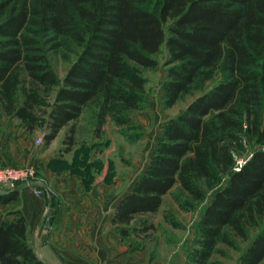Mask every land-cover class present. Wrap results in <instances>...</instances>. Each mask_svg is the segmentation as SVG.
Wrapping results in <instances>:
<instances>
[{
	"label": "trees",
	"instance_id": "trees-1",
	"mask_svg": "<svg viewBox=\"0 0 264 264\" xmlns=\"http://www.w3.org/2000/svg\"><path fill=\"white\" fill-rule=\"evenodd\" d=\"M168 55L165 108L196 95L162 125L144 171L116 205L121 237L146 235L171 190L192 201L210 193L189 259L207 264L218 245L248 241L237 264L264 260V0H0V118L41 134L45 148L66 128L75 145L84 111L95 133L128 127L144 102L138 68ZM69 63L62 78L51 57ZM71 57L73 60L71 61ZM254 148L235 165L236 154ZM224 179L222 186L216 187ZM18 191L0 195V204ZM0 221V264H45L20 211ZM250 232H255L251 237Z\"/></svg>",
	"mask_w": 264,
	"mask_h": 264
},
{
	"label": "rangeland",
	"instance_id": "rangeland-1",
	"mask_svg": "<svg viewBox=\"0 0 264 264\" xmlns=\"http://www.w3.org/2000/svg\"><path fill=\"white\" fill-rule=\"evenodd\" d=\"M154 59L157 62L156 67L138 68L140 75L145 79L144 102L132 115L133 122L130 126L119 127L108 121L99 133H95L94 121L90 113L84 111L76 122V143L69 153L62 152L66 148L61 144L65 128L48 148L43 146L42 141L36 148L35 152L38 153L41 161L36 168L37 171L34 166H14V168L33 169L34 176L40 182V186L42 185L40 187L42 195L53 191L52 184L46 180L48 173L57 176L64 174L70 178H78L95 194L100 195L102 192L104 196L107 195L110 206H114L120 198L129 193L136 178L146 168L164 122L178 115L196 96L185 97L174 107L165 108L161 98V86L166 78L165 63L168 55L164 46ZM51 61L56 74L62 78L69 63L57 56H52ZM3 124L6 126L11 124L15 130L21 132V126L17 122H9L5 119ZM36 135L41 139L40 133ZM253 149L247 146L243 152L236 154L235 165L241 164ZM6 166L10 165L2 164L0 168ZM223 182L224 179L216 187L222 186ZM18 183L17 187L26 186ZM11 191L5 189L0 191V194ZM209 202L210 193H207L202 201H192L177 189L171 190L164 196L160 209L154 214L145 216L153 228L146 235L141 233L140 236H131V239L126 240L127 246L138 251L146 248L147 258H151L149 259L151 264H194L189 259V252L196 247L194 240L197 224ZM10 210L11 208H8L4 212L2 209L0 220L6 219ZM254 233L250 232L249 236ZM235 241V248L218 245L219 252L214 254L207 264H237L248 241L240 239ZM260 264H264V260Z\"/></svg>",
	"mask_w": 264,
	"mask_h": 264
},
{
	"label": "crops",
	"instance_id": "crops-1",
	"mask_svg": "<svg viewBox=\"0 0 264 264\" xmlns=\"http://www.w3.org/2000/svg\"><path fill=\"white\" fill-rule=\"evenodd\" d=\"M0 119V165L38 168L41 162L35 152L39 147L35 143L38 135L30 136L22 128L20 132L11 124H3L5 119L19 123L13 118L2 116ZM46 180L53 187L47 195L34 193L38 184L18 186V200L0 204V212L8 208L21 212L27 222L29 243L41 261L45 264H151L146 248L138 251L128 247L126 240L132 237H121L111 225L113 211L121 198L111 207L107 195L95 194L78 178L48 173Z\"/></svg>",
	"mask_w": 264,
	"mask_h": 264
},
{
	"label": "built area",
	"instance_id": "built-area-1",
	"mask_svg": "<svg viewBox=\"0 0 264 264\" xmlns=\"http://www.w3.org/2000/svg\"><path fill=\"white\" fill-rule=\"evenodd\" d=\"M36 144H41V139H36ZM35 175V171L33 169L29 168H14L10 166L1 167L0 168V191H4L5 189L11 190H17V184L20 182V184L23 185H30L35 184L36 182L38 185L34 189V193L39 195L40 194V182L37 181ZM3 193V192H2Z\"/></svg>",
	"mask_w": 264,
	"mask_h": 264
},
{
	"label": "water",
	"instance_id": "water-1",
	"mask_svg": "<svg viewBox=\"0 0 264 264\" xmlns=\"http://www.w3.org/2000/svg\"><path fill=\"white\" fill-rule=\"evenodd\" d=\"M12 191H16V190H12ZM1 194H6V193H1ZM1 194H0V195H1Z\"/></svg>",
	"mask_w": 264,
	"mask_h": 264
}]
</instances>
